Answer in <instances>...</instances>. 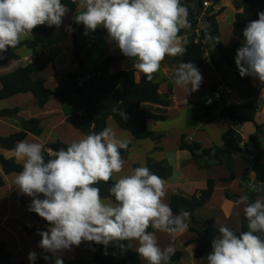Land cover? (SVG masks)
I'll list each match as a JSON object with an SVG mask.
<instances>
[{"label":"clouds","instance_id":"obj_1","mask_svg":"<svg viewBox=\"0 0 264 264\" xmlns=\"http://www.w3.org/2000/svg\"><path fill=\"white\" fill-rule=\"evenodd\" d=\"M78 7L83 11L76 15V23L86 32L101 26L106 29L109 40L149 81L166 56L186 52L187 41H182L179 33L191 25L188 7L181 0H79ZM67 11L61 0H0V53L15 48L37 26L59 27ZM243 37L235 57L239 74L264 83V11L246 25ZM202 82L193 62L182 61L176 67L173 83L186 89L187 95L198 91ZM127 143L106 127L58 149L47 161L41 143H16L14 155L23 162V170L14 184L32 197L29 211L49 224L46 231L38 233V246L45 252L56 255L85 241L108 246L114 241L135 240L136 252L147 264H171L175 249L171 245L162 249L148 229L174 239L187 231L191 214L183 209L174 214L164 202L165 181L146 166L137 167L109 189L114 202H106L95 186L123 171L125 161L119 150L126 149ZM261 187L264 182L247 184L251 192ZM248 201L249 196L243 195L234 202L245 205L248 230L237 235L221 226L206 257L208 264H264V201ZM36 259L37 253L29 252L28 260ZM55 264H63V260L57 257Z\"/></svg>","mask_w":264,"mask_h":264},{"label":"crops","instance_id":"obj_2","mask_svg":"<svg viewBox=\"0 0 264 264\" xmlns=\"http://www.w3.org/2000/svg\"><path fill=\"white\" fill-rule=\"evenodd\" d=\"M76 3V9L74 11L68 10L66 15L62 19V24L57 27L50 36H35L32 33L23 37L21 41H35L37 43V49L32 51L27 47H22L17 51L20 56L19 60H15L7 64L6 66H0V76L14 71L20 66H25L32 62L36 56L41 57L43 60L50 58V65L41 72L33 75V77L45 78L46 86L53 91H57L62 88L63 79L71 71V59L69 60V48L73 46L72 26L74 24L77 14L83 11L78 7L79 0H73ZM211 7L215 12H219L217 21L220 29V42L225 47H232L236 42L238 43L237 50L242 46L244 39H239L233 34V24L235 22V14L241 10H237L233 4V0H210ZM201 26L195 31L189 32L184 36H181L182 41L192 39L195 42L201 41ZM103 34L93 36L90 44V51L85 59V68L93 69L101 65L107 58L115 56H123L119 48L114 42H111L108 38L106 29H101ZM26 49V50H25ZM207 54L210 55V51L207 50ZM67 55V57H66ZM177 57V56H176ZM68 58V59H67ZM175 58L172 56H166L161 62L160 70L153 75L155 82L159 84L160 92L164 95L170 96L172 101L171 106L163 107L161 105L144 103L143 106L148 111L156 114L167 115V120L161 122H149L148 127L160 136L158 140H138L134 138L130 133L121 130L117 124L110 119L108 122V128H111L115 133L117 139L126 140L130 147L128 148V154L121 155L125 162H129L130 174L132 170L137 167L147 166L148 159L151 158L153 162H161L163 166L167 168V177L163 179L165 181L164 202L169 204V200L172 194L179 193L186 197L198 195L200 191L206 188L208 180L214 179L216 181L213 195L205 207L196 210L195 215L198 223L194 226L199 230H203L204 221L212 219L217 227L226 226L230 229L240 230L241 217L243 213L244 204L236 205L234 202L226 199V194H237L240 196L249 195L250 190H246L245 184L254 183L255 176L250 175L248 181L243 182L242 177L246 168H250L252 165V158L248 154L235 153L226 155L223 157L220 164L210 163L206 168L201 167L195 161L192 153L188 150H182L180 145L184 140L187 144H198L200 146L199 151L208 149L212 146H222L223 136L227 131L233 128V124L230 120L224 118L215 123H210L207 119L203 118L196 124L192 122V118L198 115H202L206 110L215 105L213 112L219 114L226 105H234L240 103L257 102L259 103V111L255 117V123L262 127V134L259 136V146L262 157L264 158V88L262 89L259 97H245L241 94L240 90H237L231 94L217 93L215 85L222 78L225 82L233 83L234 76L224 75L219 72L215 66L207 61L203 65L196 66L202 76L203 82L198 91L191 94L186 93V89L178 88L173 83L174 73L177 66L171 63V60ZM64 59V60H62ZM68 63V70H65V74H56L60 68V61ZM235 61V57L233 58ZM131 59L125 57L120 61L113 62L109 71L114 73L121 70H134L137 77L140 78L141 72L136 70L133 66ZM48 69L49 72H48ZM50 74V75H49ZM49 75V76H48ZM56 75V76H54ZM61 75V76H60ZM54 76V77H50ZM250 76V75H249ZM67 78V77H66ZM251 84L254 87L261 85L262 83L253 76H250ZM1 87V84H0ZM73 94V105H81V99L76 93ZM67 95H53L47 104L43 108H39L34 104V96L31 93L19 94L9 99L0 101V110L19 108L20 111L17 117L0 118V136L5 137L14 132L21 130L20 119L28 120L31 118H37L40 121V126L43 128V133L40 136L29 134L24 141L29 143H41L45 145L60 140L62 142L65 136H59L57 131L62 129V132L67 133L68 129L73 131L70 124L72 118L86 120L85 123H77L75 128L83 133V136L92 133L93 125L91 121L82 117L83 107L75 113L71 109L73 106L68 102L64 105L54 106L52 102H59L61 98L67 97ZM80 97V96H79ZM55 100V101H54ZM210 101V102H209ZM237 139L243 150H250L251 143L250 137L255 134L256 126L252 122L245 123L244 125L236 128ZM124 134V135H123ZM65 143V142H64ZM68 144V143H66ZM70 145V144H68ZM6 157H15L14 151H2ZM46 152L50 155V158H54V153ZM200 153V152H199ZM21 162V161H19ZM23 164V162H21ZM233 167L235 172H233ZM0 175H3L0 167ZM234 176V180L230 182H221L220 179ZM5 180V186L0 189V243L5 242L9 245V251L12 253L13 264H34L36 260L43 256H51L55 263L57 257L63 260V264L70 263L76 259H91L93 252L89 249L86 242H82L79 246H73L71 250H65L58 252L56 255L45 252L40 248L39 241L41 236L37 235L40 231H37L43 225L37 222L31 214H29L24 205L21 203L22 197L27 205L32 202V197L22 194L14 181L17 174L3 175ZM123 175L114 173L112 178L118 180ZM220 191L219 207H212L216 192ZM264 192V187L260 188V193ZM39 198L43 199L41 195ZM260 199V198H256ZM261 200V199H260ZM111 201V200H110ZM106 200V202H110ZM189 222V227H190ZM176 235L173 239L169 234L154 229V233L157 237L159 246L163 249L168 245H171L176 251H180L181 259L174 264H208L207 255L211 253L207 248H204L201 256L196 255V244H191V241L196 239L197 234L189 231ZM30 230V232L28 231ZM32 231V232H31ZM213 234V233H212ZM219 235H210V242L214 237ZM133 248L136 250L138 242L131 240ZM212 244V243H211ZM209 251V252H208ZM29 252L37 253V259L34 262L28 260ZM147 263L143 258L141 264Z\"/></svg>","mask_w":264,"mask_h":264},{"label":"trees","instance_id":"obj_3","mask_svg":"<svg viewBox=\"0 0 264 264\" xmlns=\"http://www.w3.org/2000/svg\"><path fill=\"white\" fill-rule=\"evenodd\" d=\"M204 0H181L182 4L188 7V20L191 27L188 29H181L179 35L195 31L201 26V41L195 42L192 39H187L186 52L183 55H178L171 60L175 66L182 61L193 62L196 66L203 65L210 61L215 68L228 75L225 64L233 70L234 80L233 84L239 86L241 94L245 97H259L264 83L254 87L251 84L250 76L241 77L239 70L233 60L236 57L238 43L236 42L232 47H225L220 42V29L217 21L219 12H215L212 8L204 11ZM63 4L68 7V10L74 11L76 3L73 0H61ZM233 4L237 10H241L235 14V22L233 24V34L239 38L244 39L243 30L246 25L258 19V13L264 11V0H233ZM204 12L203 18L199 20L200 14ZM56 26L49 27L47 24L37 26L32 30L35 36H50L55 31ZM103 34L100 30L87 31L82 24H77L76 21L72 26L73 37V54L71 59V71L66 75L70 81L71 86L69 89L61 88L53 91L46 86V79L39 77L34 78L33 75L46 69L51 59L43 60L41 57L36 56L32 62L25 66H20L12 72L0 76V101L9 99L19 94L31 93L34 96V104L43 108L53 95H67L69 93H76L80 96L81 105L83 107L82 117L91 121L93 125L92 133H99L106 127L108 122L112 119L117 126L138 140H158L160 138L154 131L148 127L149 122H161L167 120V115L156 114L144 108V103H151L169 107L172 104L170 96L164 95L160 92V87L157 82L152 79L149 81L142 73L140 78L134 70H121L110 73L109 69L113 62L120 61L125 56H115L107 58L101 65L93 68H85V59L90 51V44L93 36ZM206 45H205V43ZM35 51L37 43L35 41H21L15 48L8 47L6 51L0 53V66H6L12 61L19 60L20 56L17 51L22 47ZM207 50L211 53L206 55ZM215 90V89H214ZM214 106L209 107L205 113L192 118L193 123L199 122L205 118L210 123H215L221 119H228L232 122L233 128L226 132L223 136L222 146H212L208 149H203L200 153L196 154L195 149H200L198 144H187L182 141L180 148L188 150L192 153L195 161L201 167H207L210 163L214 162L220 164L223 157L235 153L248 154L252 158V165L246 168L242 181L246 183L250 175L255 176L254 183L260 185L264 182V158L260 152L259 136L262 134V127L255 123V117L259 111V103L249 102L234 105H226L219 114L213 112ZM20 109H3L0 110V118L4 117H17ZM252 122L256 126V132L250 137L251 143L250 150H243L237 139L236 128L244 125L245 123ZM21 130L14 132L8 136H0V167L3 175L18 174L23 170V164L15 157H6L2 151H14L15 145L19 141H24L29 134L40 136L43 133V128L40 126V121L37 118L28 120L20 119ZM68 144L56 140L45 145L43 155L45 161L50 158L46 149L51 150L54 154L60 148H67ZM121 148L119 151L121 155L128 154V148ZM147 168L149 170L165 179L167 177V168L161 162H153L151 158L148 159ZM0 175V189L5 186L4 176ZM234 180V176L220 179L221 182H230ZM116 182L111 178L107 183L101 181L96 187L100 189V195L105 200L114 202V197L110 195L109 189ZM216 181L214 179L208 180L206 188L199 192L198 195L186 197L179 193L171 195L169 205L174 214H178L181 209L190 212V227L189 231L196 233L197 237L191 244H196V255L201 256L204 248L210 251L212 242H210V235H219V227L214 224L212 219L204 221L203 230H199L194 226L198 223L195 212L197 209L205 207L211 199ZM248 184V183H247ZM247 184H245L246 190ZM257 192L249 194L248 202H255ZM241 196L237 194H226V199L232 202L237 201ZM21 203L24 205L25 210L31 214L33 219L43 225H49L47 221L39 217L36 213L29 211V206L20 198ZM1 216V212H0ZM233 230L237 235L242 231H247V221L242 213L241 228L240 230ZM30 232V230H28ZM43 231V230H41ZM148 231L154 232V228L149 227ZM32 232V231H31ZM213 233V234H212ZM89 249L93 252L91 259H76L66 264H141L142 257L138 255L133 248L130 241H114L108 246L96 244L94 242H87ZM121 244L124 247H121ZM208 251V252H209ZM48 256V255H47ZM181 252L176 251L171 257V264L181 259ZM40 257L36 260V264H55L53 258L48 256L49 259ZM0 264H13L12 253L9 251V245L5 242L0 243Z\"/></svg>","mask_w":264,"mask_h":264},{"label":"rangeland","instance_id":"obj_4","mask_svg":"<svg viewBox=\"0 0 264 264\" xmlns=\"http://www.w3.org/2000/svg\"><path fill=\"white\" fill-rule=\"evenodd\" d=\"M101 29H103V27L101 26V27H99V28H97L96 30H101ZM205 45H206V43H205ZM26 50V49H25ZM69 60H70V58L72 57V54H73V46L71 47V49L69 48ZM208 52V51H207ZM208 56V55H207ZM66 57H67V55H66ZM68 59V58H67ZM62 60H64V59H62ZM66 63H68V61L67 60H65V62H61L60 61V68H58L59 70L57 71V73L56 74H61L62 73V75L63 74H65V70H68V65L70 64V62H69V64L66 66V65H63V64H66ZM49 70L50 69H48V72H49ZM50 75V74H49ZM48 75V76H49ZM54 76H56V75H54ZM54 76H50V77H54ZM61 76V75H60ZM254 78V77H253ZM62 79H63V83H62V88L63 89H65V88H67V89H69L70 88V86H71V83H70V81L65 77V79H64V76L62 77ZM254 80H256V78H254ZM73 94H70L69 93V95L66 97H63V98H61L60 99V101L59 102H52V104L54 105V106H57V105H60V106H62V105H64L65 103H69V104H74V102H73V98H71V96H72ZM75 97H78V99H79V101H80V97L79 96H77V95H75ZM55 101V100H54ZM57 103H59V104H57ZM57 104V105H56ZM80 107H81V105H73L72 107H71V109L70 110H72L73 112H77L79 109H80ZM82 108V107H81ZM85 123L86 122V120H83V119H76V118H72L71 120H70V124H71V126H72V128H74L73 129V131H70V129H68V131H67V133H64V132H62V129H60V130H58L57 131V134L59 135V136H65V138H64V140H67V141H64L65 143H68V144H71L73 141H76V140H79V139H81V138H83L84 136H83V133L81 132V131H79L77 128H75V126H76V124L77 123ZM129 134V133H128ZM124 135V134H123ZM130 135V134H129ZM130 163L129 162H125V164H124V167H123V171H121L120 173H117V174H119V175H123V176H125V175H129L130 174ZM233 172H235V169H234V167H233ZM249 196V195H248ZM256 198H260L262 201H264V192H262V194L260 193V194H258L257 195V197ZM110 201V200H109ZM110 202H112V201H110ZM221 205V202H220V191H217L216 192V196H215V199H214V201H213V203L211 204V206L213 207H219ZM48 227L49 226H42L40 229H38L37 231H41V230H43V231H46L47 229H48ZM37 235H39V234H37ZM41 239V238H40ZM34 264H36V263H34ZM145 264H147V263H145Z\"/></svg>","mask_w":264,"mask_h":264},{"label":"built area","instance_id":"obj_5","mask_svg":"<svg viewBox=\"0 0 264 264\" xmlns=\"http://www.w3.org/2000/svg\"><path fill=\"white\" fill-rule=\"evenodd\" d=\"M203 7H204V11L209 9L211 7V1L210 0H204L203 1ZM203 15H204V12H202L200 14L199 20H201L203 18ZM204 43H205V41H204ZM206 55H208V54L206 53ZM237 90H239L238 85L233 84L231 82H229V83L225 82L224 78L223 79L221 78L219 80V82H217V84L215 85V91L217 93H220V94L228 95V94H231Z\"/></svg>","mask_w":264,"mask_h":264},{"label":"water","instance_id":"obj_6","mask_svg":"<svg viewBox=\"0 0 264 264\" xmlns=\"http://www.w3.org/2000/svg\"><path fill=\"white\" fill-rule=\"evenodd\" d=\"M225 68H226V70L228 71V73H229V75L230 76H234V74H233V70L229 67V65H227V64H225ZM200 151L198 150V149H195V153L196 154H198Z\"/></svg>","mask_w":264,"mask_h":264}]
</instances>
